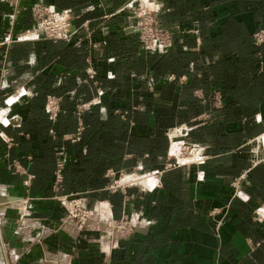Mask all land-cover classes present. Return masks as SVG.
Here are the masks:
<instances>
[{
    "label": "crops",
    "instance_id": "0c3cea01",
    "mask_svg": "<svg viewBox=\"0 0 264 264\" xmlns=\"http://www.w3.org/2000/svg\"><path fill=\"white\" fill-rule=\"evenodd\" d=\"M138 3L170 32L166 52L141 45ZM34 4L66 12L77 33L33 31ZM262 26L264 0H0V264H103L104 222L131 215L140 226L114 264L262 262ZM77 104L86 128L69 143ZM175 134L201 159L176 157ZM61 145L63 193L94 214L81 226L51 188ZM121 171L143 187L111 190Z\"/></svg>",
    "mask_w": 264,
    "mask_h": 264
},
{
    "label": "built area",
    "instance_id": "2783aa9c",
    "mask_svg": "<svg viewBox=\"0 0 264 264\" xmlns=\"http://www.w3.org/2000/svg\"><path fill=\"white\" fill-rule=\"evenodd\" d=\"M31 10L36 15L37 29L42 32L43 36L47 39L67 40L74 34H76L79 29V27L72 22L70 16L66 12H58L54 8L44 6L42 4H34L31 7ZM153 12L154 11L147 10L146 8L141 9V21L139 22V40L145 50L152 53L161 54L166 52L172 45V36L167 30L160 29L156 26V24L154 23L155 17ZM148 24L149 26L146 27V25ZM252 39L254 45L259 49V54H262L261 50L264 51V26L259 27L252 33ZM4 40L5 42L10 41L8 37H6ZM216 99L217 106H221L222 101L219 93L216 95ZM46 108L50 113H53L57 110L58 102L54 96H47ZM83 129V122L80 121L78 127L76 128V131L72 134L65 135L64 140L75 142L79 139V136L81 135ZM185 145L186 150H188L184 151V154H188V157H186L187 159H191L192 161H198L201 159V157H199V149L196 144L186 142ZM64 154L65 147L61 145L56 149L55 152V170L53 173L51 188L55 193H57L58 198L63 201H68L72 204V212L74 215L84 219L85 217L89 216L87 207L85 208L81 205V200L83 201L84 199H69V197H71V194H64L62 192L64 182V168L66 164V158ZM9 168H13L15 172L26 173L24 167L16 159L11 160ZM121 175L123 176V174L121 173L119 174V177ZM118 187L123 189L122 185L118 183V180H115V182H112L109 185V188L111 190H115Z\"/></svg>",
    "mask_w": 264,
    "mask_h": 264
},
{
    "label": "rangeland",
    "instance_id": "374dc122",
    "mask_svg": "<svg viewBox=\"0 0 264 264\" xmlns=\"http://www.w3.org/2000/svg\"><path fill=\"white\" fill-rule=\"evenodd\" d=\"M150 6H152V5H149V4L148 5H144V4L138 3L136 8H135V17H136L135 31L138 33V36H139V30H140L139 29V22L141 21V19H140V16H141L140 15V11H141V9H144V8H146L147 10L154 11L153 8L150 7ZM58 12H60V11H58ZM153 13H154V17H155L154 23L156 24V26L158 28L163 29L161 27V25L159 24L156 16H155V11ZM31 16L33 18V24H34L33 25V31H35V32H37V33H39V34H41L43 36L42 32H40L37 29V26H36V23H37L36 22V15L33 13L32 10H31ZM148 26H149V24L146 25V27H148ZM163 30H165V29H163ZM85 108H86V105H84V104L83 105L82 104H77L75 106L74 112H75V117H76V128L78 127L80 121L83 122V126H84V128H86V123H85V120H84L83 115H82V111L85 110ZM76 128H75V131H76ZM172 131H173V133H176V130L175 131L172 130ZM81 134H82V132H81ZM80 136H79V138H80ZM78 140H76L75 142H77ZM177 140H179V139H178L177 135L175 134L174 137H172V141H173V143H176V153L173 152V154L176 157L178 156L179 158L180 157L181 158L188 157V154H184V151L186 150V148H185V146H186L185 143L186 142H183V143L181 142V143L177 144ZM67 142L75 143V142H71L69 140ZM253 147H255V149L258 148V147L264 149V135L260 139H256L253 142ZM256 150H254L253 152H255ZM186 151H188V150H186ZM121 173L124 174L121 171V172L118 173V175L121 174ZM140 179H141V175H139V176L136 175V176H131V177H129L128 175H123V176L121 175L120 177L117 176L115 178V180H118V183L122 185L123 189H124L125 185H129V186L138 185V186H142L143 187V185H141ZM115 180L113 182H115ZM118 189H121V188L118 187V188L115 189V191L118 190ZM63 191H64V184H63L62 192ZM69 199H80V198H78L77 196L73 197V195L71 194V197H69ZM55 200L58 201L60 203V205H62L65 208V210H68V212H67L68 217L71 218L72 220H74L76 223H78V225L81 226L82 224L86 223L87 220L91 221L93 219L92 217H93L94 214H92L91 209L87 208L89 216L85 217L84 219H82V218L77 217L76 215L73 214V212H72V204L71 203H69L68 201H63L60 198H55ZM81 205L84 206L85 208L87 207L85 199L83 201L81 200ZM2 217H3V215H2ZM134 218L135 217L133 215H131V216H124L123 218H120V219H117V220L115 219V222H110V223L108 221L104 222L105 224L103 226V237H104L103 239L105 240V244L103 243V246L98 248V250L100 252H102V254L104 256L103 260L105 259L103 264H114L113 261H112L113 252L115 250H119L120 242H124V241L127 242L129 240V238L132 235H134V232L136 230L135 229L136 226L138 228V226H140L139 223L141 222V219L134 220ZM61 223H62V221H60V224ZM93 223L96 225V221H94ZM65 255L68 256L69 253H64L62 255L58 254L57 256H58V258H62Z\"/></svg>",
    "mask_w": 264,
    "mask_h": 264
},
{
    "label": "water",
    "instance_id": "95a60500",
    "mask_svg": "<svg viewBox=\"0 0 264 264\" xmlns=\"http://www.w3.org/2000/svg\"><path fill=\"white\" fill-rule=\"evenodd\" d=\"M17 199V198H9V200ZM3 215V214H2ZM2 215H0V231H1V222H2Z\"/></svg>",
    "mask_w": 264,
    "mask_h": 264
},
{
    "label": "trees",
    "instance_id": "16d2710c",
    "mask_svg": "<svg viewBox=\"0 0 264 264\" xmlns=\"http://www.w3.org/2000/svg\"><path fill=\"white\" fill-rule=\"evenodd\" d=\"M259 264H264V260L262 262H258ZM244 264H257V263H251V262H246Z\"/></svg>",
    "mask_w": 264,
    "mask_h": 264
},
{
    "label": "bare ground",
    "instance_id": "6f19581e",
    "mask_svg": "<svg viewBox=\"0 0 264 264\" xmlns=\"http://www.w3.org/2000/svg\"><path fill=\"white\" fill-rule=\"evenodd\" d=\"M145 183V182H144ZM142 184V183H141ZM1 204V203H0ZM0 215H2V213H0Z\"/></svg>",
    "mask_w": 264,
    "mask_h": 264
}]
</instances>
